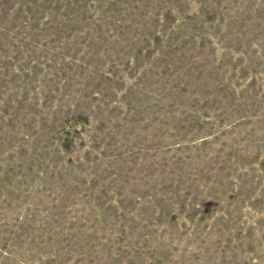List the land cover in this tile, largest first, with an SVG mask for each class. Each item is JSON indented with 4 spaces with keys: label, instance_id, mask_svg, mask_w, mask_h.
<instances>
[{
    "label": "rangeland",
    "instance_id": "1",
    "mask_svg": "<svg viewBox=\"0 0 264 264\" xmlns=\"http://www.w3.org/2000/svg\"><path fill=\"white\" fill-rule=\"evenodd\" d=\"M0 264H264V0H0Z\"/></svg>",
    "mask_w": 264,
    "mask_h": 264
}]
</instances>
